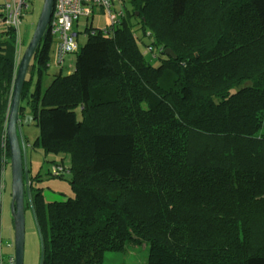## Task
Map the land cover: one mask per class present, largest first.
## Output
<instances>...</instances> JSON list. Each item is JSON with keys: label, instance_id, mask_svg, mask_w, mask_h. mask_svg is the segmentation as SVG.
<instances>
[{"label": "trees", "instance_id": "1", "mask_svg": "<svg viewBox=\"0 0 264 264\" xmlns=\"http://www.w3.org/2000/svg\"><path fill=\"white\" fill-rule=\"evenodd\" d=\"M129 3L115 25L78 30L86 42L72 72L43 88L55 41L47 33L33 55L36 82L26 75L21 125L33 115L34 145L70 155L55 175L70 172L74 191L46 201L29 175L25 206L43 264H103L107 252L142 240L147 264H264V0ZM3 6L0 211L17 70Z\"/></svg>", "mask_w": 264, "mask_h": 264}, {"label": "rangeland", "instance_id": "2", "mask_svg": "<svg viewBox=\"0 0 264 264\" xmlns=\"http://www.w3.org/2000/svg\"><path fill=\"white\" fill-rule=\"evenodd\" d=\"M5 0H0L3 3ZM44 0H33L32 9L23 17L20 28L23 36L22 47L26 48L34 32L38 21ZM122 6L126 10L130 8L129 0H124ZM85 24H91L94 27L105 29L111 24L107 14L100 9H96L94 14L89 18H80L77 24V30L83 31ZM86 42V37L83 33L79 36V43L83 45ZM145 58L152 64L157 65L158 60L155 59L151 51L146 49L144 45L140 47ZM77 53L64 54V59L58 62L57 58V43L54 41L49 52V61L47 66L43 68V88H45L54 75L62 72L67 74L75 69ZM21 58V57H20ZM20 59L17 61V67ZM38 62L33 57L30 61V67L27 75L33 76V81L38 78ZM32 70L34 71L31 74ZM17 71V70H16ZM16 76V74H15ZM14 83V82H13ZM13 84L11 87L12 95ZM21 124V120L19 122ZM21 129L26 136V155L28 162L29 175L37 177L40 180L35 182V185L42 187V193L46 201L63 200L74 196V191L71 187V173L66 172L63 176H57L52 172L53 164L62 162L68 168L71 164L70 155L63 152L47 151L39 145H34V141L38 139L39 127L32 121L30 124L21 125ZM40 173V176H36ZM29 185V181H28ZM12 173L11 168L6 165L1 180V211H0V238L2 239L4 259H8V253H14V224L12 217ZM26 214V240H25V259L30 261V264H39L40 262V239L37 232L36 220L34 212L30 206H25ZM149 244L146 240L136 243H129L124 251H109L105 254L103 264H147Z\"/></svg>", "mask_w": 264, "mask_h": 264}, {"label": "water", "instance_id": "3", "mask_svg": "<svg viewBox=\"0 0 264 264\" xmlns=\"http://www.w3.org/2000/svg\"><path fill=\"white\" fill-rule=\"evenodd\" d=\"M54 0H44L38 21L30 41L18 63L16 76L13 83L12 95L6 125V135L10 148V168L12 173V217L14 224V258L15 264H25V240H26V214L25 194L29 197V172L26 155V144L20 122V102L24 82L30 61L48 33L49 23L53 14ZM166 53L175 57L171 48ZM34 120L33 115L26 114L24 123L30 124ZM35 216V215H34ZM36 220V218H35ZM37 232L40 239V262L43 264L44 243L36 220Z\"/></svg>", "mask_w": 264, "mask_h": 264}, {"label": "built area", "instance_id": "4", "mask_svg": "<svg viewBox=\"0 0 264 264\" xmlns=\"http://www.w3.org/2000/svg\"><path fill=\"white\" fill-rule=\"evenodd\" d=\"M33 0H5L3 11L5 21L13 26L16 34L17 61L22 50L21 22L32 6ZM123 0H54L53 14L49 23V34L57 43L58 61L64 59V54L77 53L80 49L79 32L76 26L82 17L89 18L96 9L103 10L115 25L124 16ZM86 26L88 24H85ZM5 136L7 137L6 133ZM5 169V168H4ZM63 167L53 164L52 172L61 173ZM4 171V170H3ZM1 236V235H0ZM9 261V262H8ZM4 259L2 239L0 238V264H15L14 255Z\"/></svg>", "mask_w": 264, "mask_h": 264}, {"label": "crops", "instance_id": "5", "mask_svg": "<svg viewBox=\"0 0 264 264\" xmlns=\"http://www.w3.org/2000/svg\"><path fill=\"white\" fill-rule=\"evenodd\" d=\"M23 51H24V50H23V47H22L21 55L23 54ZM21 55H20V56H21ZM24 263H25V264H30V261H26V259H25Z\"/></svg>", "mask_w": 264, "mask_h": 264}, {"label": "clouds", "instance_id": "6", "mask_svg": "<svg viewBox=\"0 0 264 264\" xmlns=\"http://www.w3.org/2000/svg\"><path fill=\"white\" fill-rule=\"evenodd\" d=\"M89 25H91V24H89ZM106 29V28H105ZM49 31V30H48ZM49 33V32H48ZM22 56V55H21ZM21 119V118H20Z\"/></svg>", "mask_w": 264, "mask_h": 264}]
</instances>
